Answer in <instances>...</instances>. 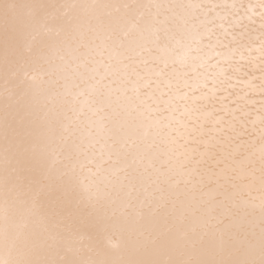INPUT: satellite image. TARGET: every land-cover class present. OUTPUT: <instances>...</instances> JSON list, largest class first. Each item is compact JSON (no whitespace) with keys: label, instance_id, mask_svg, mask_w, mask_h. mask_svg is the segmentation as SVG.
Returning <instances> with one entry per match:
<instances>
[{"label":"bare ground","instance_id":"obj_1","mask_svg":"<svg viewBox=\"0 0 264 264\" xmlns=\"http://www.w3.org/2000/svg\"><path fill=\"white\" fill-rule=\"evenodd\" d=\"M165 60L144 136L129 80ZM262 85L261 0H0V260H258ZM70 150L106 171L64 194Z\"/></svg>","mask_w":264,"mask_h":264},{"label":"snow or ice","instance_id":"obj_2","mask_svg":"<svg viewBox=\"0 0 264 264\" xmlns=\"http://www.w3.org/2000/svg\"><path fill=\"white\" fill-rule=\"evenodd\" d=\"M5 17L7 19V10L12 5L5 4ZM261 7H264V0H261ZM192 40L197 39L196 37H191ZM177 47L180 48V52L176 53V59L171 60V64L174 66L177 60L180 61L181 64L187 62L189 58L195 59L196 57H191L190 54L193 51V48L188 45L182 44L181 42H177ZM199 51V47L196 48ZM172 51L175 52V49ZM157 76V81L155 82V87H153L152 81L146 80L143 85H140L137 81L129 80V83L132 84V90L134 92L133 99L137 100L138 103L135 106L136 115L138 117H142L143 120L138 127L144 129L143 135L147 136L148 130L152 128L153 123L158 124L159 120L152 121L151 113L154 111L151 106L147 103V100L153 99L157 100L155 97V92L160 89V85L162 82H167V84L171 85V80L177 76L175 68L173 67L171 71H169V61H164V67L158 69L154 73ZM136 75L139 79V73L136 72L135 67L131 69L128 73V76ZM186 75V74H185ZM76 87V85H73ZM142 88H147L149 91L143 92ZM264 88V85H262ZM77 96L82 95V93L77 92ZM187 94H185L186 96ZM143 96V99L141 97ZM206 98V97H205ZM158 102V101H157ZM155 111H159L156 109ZM136 117L133 119L135 120ZM195 130V129H193ZM116 141H113V147L116 145ZM22 167L20 169V174L17 176V179L23 182L27 177L24 175V172L29 164L28 159H24L22 162ZM53 163H61L64 171L62 172L63 176L67 177L66 184L64 186V194H67L74 190L75 187L79 186L84 190H87L90 185H85L84 180L89 179L91 177H98L102 172L106 171L103 169L102 165L104 163L103 159L97 160V155L95 153L89 154L87 151H72L70 150L67 155H65L62 160L54 159ZM91 165H95V172ZM87 174V175H86ZM262 181H264V169H262ZM262 214H264V206H262ZM165 239L161 236L153 239L152 243L154 245H163L165 243ZM230 241H223L222 243H228ZM0 264H75L74 261L65 260V261H50V260H40V259H21L18 261H3L0 260ZM127 264H264V227L261 230V247H260V258L257 259H243V260H205V261H157V260H136L129 261Z\"/></svg>","mask_w":264,"mask_h":264}]
</instances>
